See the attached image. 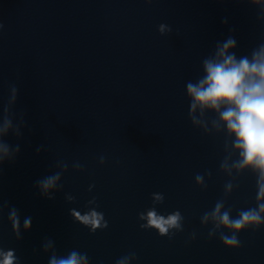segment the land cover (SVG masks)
Masks as SVG:
<instances>
[{"label": "clouds", "instance_id": "clouds-1", "mask_svg": "<svg viewBox=\"0 0 264 264\" xmlns=\"http://www.w3.org/2000/svg\"><path fill=\"white\" fill-rule=\"evenodd\" d=\"M150 2V0H149ZM223 4L229 0H216ZM248 3L259 9L258 19L264 21V0H247ZM227 18L222 23L227 24ZM3 24L0 23V29ZM161 35L170 33L171 27L161 23L158 26ZM237 41L229 35L225 40L215 44L213 52L202 60L203 75L195 82H186V95L189 99L188 116L195 128L201 129L205 134L223 135L224 158L220 163V171L230 179L224 185V197L233 192L237 177L245 172L256 176V206L237 211L232 216V208L225 207V199L217 200L210 211L201 216V224L212 227L208 231L209 238L219 233V239L229 249L240 247L238 234L249 229H259L264 226V42L255 47L249 55L237 56L235 49ZM10 95L7 104L3 107L0 116V165L6 160L12 161L20 152V145H10L4 137L11 132L17 138L22 136L21 128L25 126L24 114L21 113L19 122L14 124L12 107L17 102L18 89L15 84L10 86ZM208 113H214L209 117ZM43 145L37 147L39 154ZM106 157L101 155L99 163L103 165ZM56 167L59 171L46 175L36 181L40 194L47 199H54V193L62 188L60 184L62 175L68 171V163L58 161ZM76 171H83L84 166L79 162L72 165ZM205 175L211 178V172L197 173L195 182L197 186L206 188ZM95 187L89 185V191ZM66 201L74 202L75 197L68 194ZM153 206L138 214V219L145 221L140 224L141 229H154L160 236L171 238L176 232L183 231L184 216L179 210L170 214H160L155 205L164 201L162 193H152ZM0 204V211L6 207ZM83 213L75 208L69 209V214L75 222L87 227L91 233L98 229L108 227L104 213L97 211L99 205L93 196L85 205ZM8 220L17 240L22 239L21 219L19 210L11 207ZM32 218L25 217L23 231L31 229ZM226 230V232L224 231ZM195 239V233L192 234ZM42 249L50 253L48 264H89L87 253L71 250L67 255H58L55 243L45 238ZM135 253L118 258L115 264H130L135 259ZM0 264H19V258L14 249L5 250L0 247Z\"/></svg>", "mask_w": 264, "mask_h": 264}]
</instances>
